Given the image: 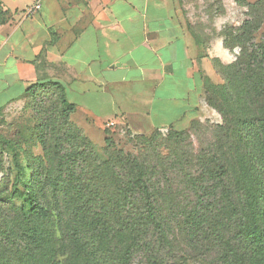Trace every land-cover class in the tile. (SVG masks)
I'll list each match as a JSON object with an SVG mask.
<instances>
[{"label": "trees", "instance_id": "obj_1", "mask_svg": "<svg viewBox=\"0 0 264 264\" xmlns=\"http://www.w3.org/2000/svg\"><path fill=\"white\" fill-rule=\"evenodd\" d=\"M238 1L247 20L223 37L240 55L215 64L221 84L205 79L222 124L128 130L130 151L106 128L98 153L61 84L29 87L26 99L58 98L42 112L29 182L14 159L0 192V264H264V0Z\"/></svg>", "mask_w": 264, "mask_h": 264}, {"label": "crops", "instance_id": "obj_2", "mask_svg": "<svg viewBox=\"0 0 264 264\" xmlns=\"http://www.w3.org/2000/svg\"><path fill=\"white\" fill-rule=\"evenodd\" d=\"M214 60L234 61L224 37L198 43L177 0H0V114L54 82L85 134L102 138L110 122L133 135L185 130L202 119L205 79L221 80Z\"/></svg>", "mask_w": 264, "mask_h": 264}, {"label": "rangeland", "instance_id": "obj_3", "mask_svg": "<svg viewBox=\"0 0 264 264\" xmlns=\"http://www.w3.org/2000/svg\"><path fill=\"white\" fill-rule=\"evenodd\" d=\"M244 1L254 2L256 0ZM238 2V0H177V7L194 39L206 47L215 36H223L227 28L241 26L247 20V7L241 6ZM227 50L236 61L241 49L235 47ZM213 64L218 67L223 66L219 61H215ZM212 83L221 84L222 79L218 83ZM57 98L58 96L54 92L48 93L40 90L36 95L25 100L21 107L0 114V192L12 186L19 173L14 159H18L20 167L23 168L24 181L29 182L31 171L28 170V167L34 163L35 159L44 156L38 138V126L43 116L42 112L49 105L54 106ZM198 120L209 121L215 125L223 123L222 116L208 104L205 106L202 119ZM108 130L121 148L125 151L133 149L128 129L125 126L116 125L109 127ZM82 132L92 142L96 151L101 153L105 147L106 131L102 138L95 132L88 131V134H85L83 130ZM47 173L54 174V169L47 168ZM15 203L20 207L26 205L19 199H16ZM1 221L3 222V219ZM2 229L5 230L6 226L3 225ZM185 264L203 263L189 259Z\"/></svg>", "mask_w": 264, "mask_h": 264}, {"label": "built area", "instance_id": "obj_4", "mask_svg": "<svg viewBox=\"0 0 264 264\" xmlns=\"http://www.w3.org/2000/svg\"><path fill=\"white\" fill-rule=\"evenodd\" d=\"M41 9V4L40 3H36L34 4L33 6H30L29 8H27L24 12V15L25 16H30V15H33L35 14L37 11H39ZM113 126H116L115 123L113 122H110L107 124V128L109 127H113Z\"/></svg>", "mask_w": 264, "mask_h": 264}]
</instances>
